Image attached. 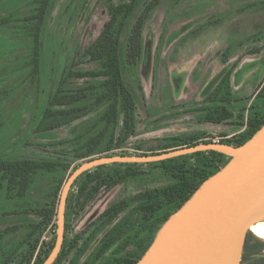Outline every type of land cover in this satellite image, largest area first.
Returning a JSON list of instances; mask_svg holds the SVG:
<instances>
[{"label":"rangeland","instance_id":"obj_1","mask_svg":"<svg viewBox=\"0 0 264 264\" xmlns=\"http://www.w3.org/2000/svg\"><path fill=\"white\" fill-rule=\"evenodd\" d=\"M30 1L0 0V15L11 20L0 27V160L56 155L59 149L52 145L67 139L70 127L30 134L41 121L48 97L72 64H80L76 69L83 71L93 67L83 54L109 21L106 0H56L43 33L40 73L36 74L35 65H26L30 54L26 33L22 35L17 28L32 14ZM144 46L140 64L125 69L140 109L138 133L123 153L151 152L178 136H202L219 143L242 132L237 114L241 108L248 109L247 103L253 102L264 84V0H164L146 23ZM229 71L233 72L237 99L231 110L237 117L221 125L202 122L199 110L211 104L207 91L215 90ZM244 114L246 118L248 112ZM48 123L51 121L43 125ZM137 146H143V151ZM143 169L146 175L110 192L102 191L79 215H72L65 234L69 238L88 235L113 203L169 183L160 170ZM44 187L39 184L32 192L34 198L25 201H5L0 194V256L13 252L8 264H20L24 237L37 229L38 218L24 209L41 206ZM52 236L54 231L48 230L43 239Z\"/></svg>","mask_w":264,"mask_h":264},{"label":"trees","instance_id":"obj_2","mask_svg":"<svg viewBox=\"0 0 264 264\" xmlns=\"http://www.w3.org/2000/svg\"><path fill=\"white\" fill-rule=\"evenodd\" d=\"M55 1H30L32 14L22 26H17L22 35L26 33L24 40L29 43L26 65H35L36 74L40 73L43 33ZM163 1L124 0L117 4L115 0H106L109 21L83 54L93 67L83 71L76 69L80 64H72L48 97L41 121L30 134L70 127V136L52 145L59 149L54 157L13 158L12 161L1 158L0 194H4L5 201L34 198V189L45 184L40 193L41 206L30 205L24 209L35 215L39 224L24 237L26 247L23 254L18 255L20 264H44L52 253L57 239L58 202L66 181L80 165L97 158L131 155L123 150L138 133L140 108L126 81L125 69L133 70L145 57V26ZM142 6L143 10L136 16ZM132 19L136 21L130 26ZM8 23H11L10 18L0 15V27ZM232 73L227 72L215 90L207 91L211 104L199 111H202V122L217 125L230 123L239 115L237 125L242 132L219 142L239 148L264 126V84L253 102L247 103L248 109L241 108V114L236 115L231 110L237 100ZM73 79L83 83L72 84ZM245 111L248 112L246 118ZM45 121L51 123L44 126ZM203 143L212 141L202 136H178L165 140L151 152L137 155L155 156ZM136 149L143 151V146ZM230 160L231 157L222 153L206 151L149 164L104 165L85 172L69 193L66 228L70 227V217L79 215L102 191L110 192L146 175L144 167L160 170L169 178V183L113 203L90 227L92 231L88 235L83 233L69 238L65 234L62 251L54 264H137L164 224ZM48 230L54 231V236L46 241L43 234ZM12 254L0 256V264H8ZM262 254L264 242L249 232L240 264L251 258L253 264H264Z\"/></svg>","mask_w":264,"mask_h":264},{"label":"water","instance_id":"obj_3","mask_svg":"<svg viewBox=\"0 0 264 264\" xmlns=\"http://www.w3.org/2000/svg\"><path fill=\"white\" fill-rule=\"evenodd\" d=\"M206 151L231 160L164 224L137 264H240L251 226L264 221L260 218L264 212V126L239 148L213 142L155 156L118 155L83 163L63 187L56 244L44 264H54L62 251L68 196L85 172L104 165L149 164Z\"/></svg>","mask_w":264,"mask_h":264},{"label":"bare ground","instance_id":"obj_4","mask_svg":"<svg viewBox=\"0 0 264 264\" xmlns=\"http://www.w3.org/2000/svg\"><path fill=\"white\" fill-rule=\"evenodd\" d=\"M264 219V212L260 215ZM251 231L259 238L264 240V221L257 220L252 226Z\"/></svg>","mask_w":264,"mask_h":264},{"label":"flooded vegetation","instance_id":"obj_5","mask_svg":"<svg viewBox=\"0 0 264 264\" xmlns=\"http://www.w3.org/2000/svg\"><path fill=\"white\" fill-rule=\"evenodd\" d=\"M264 258V254L261 255ZM243 264H253L252 258L243 262Z\"/></svg>","mask_w":264,"mask_h":264}]
</instances>
